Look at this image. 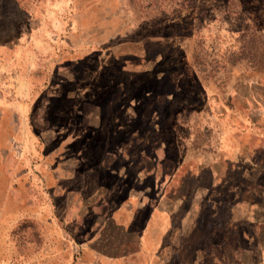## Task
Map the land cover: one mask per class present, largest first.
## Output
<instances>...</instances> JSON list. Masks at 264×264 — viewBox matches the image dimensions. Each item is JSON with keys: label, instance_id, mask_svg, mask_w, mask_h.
<instances>
[{"label": "rangeland", "instance_id": "374dc122", "mask_svg": "<svg viewBox=\"0 0 264 264\" xmlns=\"http://www.w3.org/2000/svg\"><path fill=\"white\" fill-rule=\"evenodd\" d=\"M13 87L64 177L10 263L53 217L65 257L39 264H264V0H0Z\"/></svg>", "mask_w": 264, "mask_h": 264}, {"label": "crops", "instance_id": "0c3cea01", "mask_svg": "<svg viewBox=\"0 0 264 264\" xmlns=\"http://www.w3.org/2000/svg\"><path fill=\"white\" fill-rule=\"evenodd\" d=\"M22 93V88L14 87L8 92L0 91V264H12L9 259L18 251L14 244L16 228L39 225L40 211L51 210L52 205L45 208L40 205V179L44 180L48 186L46 189L52 194L53 180L59 182L64 177V174H54L48 164L44 172L40 169L39 140L32 135L28 136V123L23 121L25 111L21 100ZM216 162L217 159L214 160L215 165ZM249 207L250 205H244L245 213ZM250 210L252 216L248 218H253L255 224H264V199L255 202ZM41 222L53 227L43 235L45 246L32 245L30 248L34 255L31 253L17 264H39L40 252L44 250L48 258L65 257V245L61 249L56 247V242L60 239L63 243L67 240L60 227L61 220L53 217L41 218Z\"/></svg>", "mask_w": 264, "mask_h": 264}]
</instances>
